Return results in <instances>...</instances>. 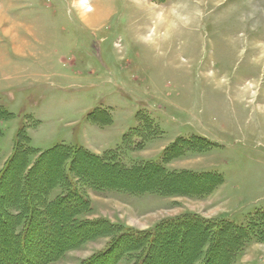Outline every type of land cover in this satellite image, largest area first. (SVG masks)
<instances>
[{
  "label": "rangeland",
  "instance_id": "rangeland-1",
  "mask_svg": "<svg viewBox=\"0 0 264 264\" xmlns=\"http://www.w3.org/2000/svg\"><path fill=\"white\" fill-rule=\"evenodd\" d=\"M0 130V172L22 132L39 151L61 143L99 155L119 148L128 166L160 161L177 140L192 139L165 160L166 170L214 173L208 192L104 190L78 180L91 208L80 218L133 232L187 215L245 224L264 209V0H0ZM82 235L64 236L70 243ZM112 239L88 240L49 264H82ZM6 240L14 245L0 232V263H13L17 251ZM188 246L149 264H184ZM38 247L35 264L56 250ZM232 264H264V241H250Z\"/></svg>",
  "mask_w": 264,
  "mask_h": 264
},
{
  "label": "trees",
  "instance_id": "trees-1",
  "mask_svg": "<svg viewBox=\"0 0 264 264\" xmlns=\"http://www.w3.org/2000/svg\"><path fill=\"white\" fill-rule=\"evenodd\" d=\"M149 130L155 132L149 127L147 134H150ZM134 135L135 132L125 134L122 145L132 141ZM139 136L143 139L142 134ZM192 142V139L180 138L166 150L160 161L128 166L121 161L119 148L99 155L82 146L61 143L39 151L31 144L30 136L19 133L13 153L0 172V232H8L14 245L9 244L10 240L4 242L7 247L13 245L17 254L10 257L13 263L0 264H30L33 261L31 248L38 246L43 250L56 248L37 261V264H49L88 240L110 234L113 239L107 247L82 264H98L107 260L109 264H120L125 255L130 256L134 252L138 253L134 264H149L157 256L169 254L175 245L186 244L190 246L181 255L184 264H196L201 257L199 264H232L250 241H264V209L253 213L245 224L226 218L208 220L187 215L162 220L151 230L143 232L124 229L122 225L106 219L80 218L91 208L78 180L104 190L126 188L163 194L208 192L217 183L214 173L166 170L165 160L181 154V148ZM34 154L37 158L30 165L29 157ZM100 170L108 172V175L100 173ZM112 172L119 173V177H112ZM141 175H156L157 180L140 183L137 180ZM38 177L44 178L42 187H38ZM127 179L135 182L131 184L132 181ZM189 180L195 186L184 188ZM11 185L13 193L8 191ZM56 189L59 193L50 198V193ZM61 216L63 219L56 221ZM73 229H79L83 235L69 243L64 235ZM172 260L180 262L181 259L175 256Z\"/></svg>",
  "mask_w": 264,
  "mask_h": 264
},
{
  "label": "bare ground",
  "instance_id": "bare-ground-1",
  "mask_svg": "<svg viewBox=\"0 0 264 264\" xmlns=\"http://www.w3.org/2000/svg\"><path fill=\"white\" fill-rule=\"evenodd\" d=\"M83 3H85V1H84V2L82 1V3H79V5H83ZM94 15H95V14H94ZM88 17H89V14L86 13V14H85V18H88Z\"/></svg>",
  "mask_w": 264,
  "mask_h": 264
},
{
  "label": "crops",
  "instance_id": "crops-1",
  "mask_svg": "<svg viewBox=\"0 0 264 264\" xmlns=\"http://www.w3.org/2000/svg\"><path fill=\"white\" fill-rule=\"evenodd\" d=\"M82 147H84V148H86V149L88 148V146H82Z\"/></svg>",
  "mask_w": 264,
  "mask_h": 264
}]
</instances>
